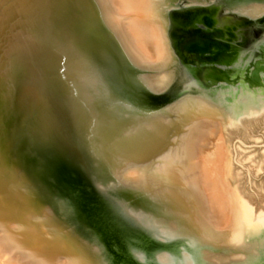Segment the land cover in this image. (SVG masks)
Segmentation results:
<instances>
[{"label":"bare ground","instance_id":"1","mask_svg":"<svg viewBox=\"0 0 264 264\" xmlns=\"http://www.w3.org/2000/svg\"><path fill=\"white\" fill-rule=\"evenodd\" d=\"M197 4L249 26L264 14V0H0V264L248 258L264 212L212 183L233 117L200 91L164 107L153 95L181 63L168 14ZM115 209L144 238L123 262Z\"/></svg>","mask_w":264,"mask_h":264},{"label":"rangeland","instance_id":"2","mask_svg":"<svg viewBox=\"0 0 264 264\" xmlns=\"http://www.w3.org/2000/svg\"><path fill=\"white\" fill-rule=\"evenodd\" d=\"M200 14H202L201 18H204L206 23L210 22L215 25V27L224 29V33L228 28L234 29L233 32L235 33V37H233V40L239 41H233V47L236 48V54L238 55L241 53L240 50L254 48V46L257 47L256 44L264 41L250 34L248 31H251V29L246 28V24L241 20L232 21L230 23L227 21L222 24L223 17L219 16L216 4L211 6L208 10H205V13L200 12ZM262 16H264V14L259 17ZM189 17L188 13L185 15H177V19H179L181 23L184 21L189 22ZM256 19H254L255 28L258 29L261 27V29H263L264 20L258 21ZM230 31L231 30L228 31L229 34ZM182 65L180 62L178 63L174 77L165 86L168 87L166 88L168 97H170V99H177L185 94L187 96L195 95L196 92L200 91L225 107L233 117L234 124L228 125L220 130L221 145L222 148H224L223 153L225 155V158H223L221 162H227L228 169L227 172L224 173L223 166H220V162H215V165L213 164L212 171L216 179L213 180L212 183L215 184V193L220 197L224 196L226 199L227 195L233 191L242 202L252 209L254 215L263 213L264 86L257 83L249 84L245 80L237 79L235 82H222L223 85L207 87L199 84L197 80L191 77L192 65L190 63L182 62ZM250 107L254 108L255 111L250 112ZM212 145L213 142L210 141L207 148L211 149ZM224 171L226 170L224 169ZM221 180L223 181L222 183ZM106 186H114V191L116 192H120L122 188L114 179H109L106 182ZM224 217L226 218V215ZM212 224L215 227L222 226V222L217 219H214ZM248 243L251 244V252L248 253V258L245 257L243 259L242 263L264 264V229L258 233L256 232L255 237L250 239Z\"/></svg>","mask_w":264,"mask_h":264},{"label":"water","instance_id":"3","mask_svg":"<svg viewBox=\"0 0 264 264\" xmlns=\"http://www.w3.org/2000/svg\"><path fill=\"white\" fill-rule=\"evenodd\" d=\"M200 7H204V6L200 4H197L195 6H188V7L183 6L181 9H185L186 11H182V12L179 11V12L182 15H185L186 13H188L189 16L190 14L194 16V14L198 13V10ZM172 12L173 11H171L168 14L169 20H170L168 35L172 40V46L175 50V53L178 59L181 62H188L194 65V66H191L192 67V77L195 80H197L199 84H202L207 87L223 85L222 82H227V83L235 82L237 78L230 77L231 70L229 68H222L216 65L215 63H220V62L218 60H214L213 58H211V56L209 57L208 55H206L208 52L211 51L210 46H216V47H218L219 45L228 46L226 42H220V40L216 38L219 35H224V32H223L224 30L220 27H216L215 31L207 32V31L202 30L200 27H193L191 25H188L187 24L188 21H186L185 23L184 22L180 23L179 22L180 20L177 19V16H175V18L172 16ZM256 20L263 21L264 16L258 17ZM234 27L236 28L235 25ZM230 30H231L230 34L228 33V35H231L232 38L235 37V33L233 32L234 29L231 28ZM228 31H229V28L227 29V32ZM256 45L257 47L259 46V48L263 49L264 41ZM259 70L260 69L255 64L254 69L251 70V75L246 74L245 80H247L249 84L257 83L259 85H262L263 82L261 81L260 76L258 74ZM126 74L127 72L124 73V76ZM127 75L132 76V74L130 73ZM138 91L139 90H136V91L134 90V92H138ZM140 91L146 92L145 87L143 89H140ZM153 95L160 98V102L157 105L163 106V107L167 103H170L172 102V100L175 99V98L170 99V97H168V94L166 93V89L162 91L161 94L156 93ZM147 103H148V100H147ZM92 189H95V186ZM100 192L96 191V195L99 198L101 196ZM122 216L125 217L124 213H121L120 209L111 210L107 214V218L110 219L109 223L113 224L111 223L113 221H115L116 223H119L118 226L122 232L120 234V237H118V239L114 238L115 240L113 239L110 241L112 243L110 247H112V249L114 248V251H112L111 248L109 247L111 250L110 252L113 255V257H117V261L123 262V255L125 252H128V250L132 248H137V247L143 249V247L140 245L141 244L140 241H143L144 238L143 239L141 238V234H139V232L138 233L136 232L137 234L136 233L132 234L133 230L129 228V224L123 220ZM133 239H135L136 241H134Z\"/></svg>","mask_w":264,"mask_h":264},{"label":"flooded vegetation","instance_id":"4","mask_svg":"<svg viewBox=\"0 0 264 264\" xmlns=\"http://www.w3.org/2000/svg\"><path fill=\"white\" fill-rule=\"evenodd\" d=\"M199 15L202 16L200 12L194 14V16L190 17L189 22L187 24L193 27H196V26L200 27L202 30L207 31V32L215 31V28H216L215 25L211 24L210 22L205 23ZM219 16L223 17L222 24H224L227 21L229 23L232 21H238V20L243 21L240 18H235V19L232 18L230 13H225V8L220 9ZM246 27L251 29V31H248L250 34L254 33L253 35L257 36L259 40H264V28L260 31L258 29H260L261 27L256 29L254 24L250 26L246 25ZM257 31L258 32L260 31L259 32L260 34ZM216 38L220 40V42H226L228 44V46H224V45H219L218 47L210 46L211 51L208 52L206 55H208L209 57L211 56V58H213L214 60H218L220 62V63H215L216 65L222 68H229L231 70L230 71L231 78H237L238 80H245L246 74L251 75V70L254 69V65L256 64L258 68L260 69L258 71L260 79L262 82L264 81V48L262 49V48H259V46L258 47L254 46V48H247V49L240 50L241 53L238 55L236 54V48L233 47V44H234L233 41L237 42L239 40H233L234 38H232L231 35H228L227 31L224 33V35H219ZM181 65H182V62H181ZM191 65L194 66L193 64ZM262 85L264 86V83Z\"/></svg>","mask_w":264,"mask_h":264}]
</instances>
